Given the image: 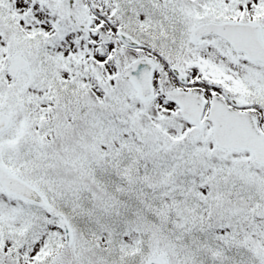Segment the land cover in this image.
I'll list each match as a JSON object with an SVG mask.
<instances>
[{
	"label": "snow or ice",
	"instance_id": "6c2138e0",
	"mask_svg": "<svg viewBox=\"0 0 264 264\" xmlns=\"http://www.w3.org/2000/svg\"><path fill=\"white\" fill-rule=\"evenodd\" d=\"M0 264H264V0H0Z\"/></svg>",
	"mask_w": 264,
	"mask_h": 264
}]
</instances>
